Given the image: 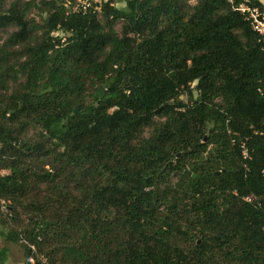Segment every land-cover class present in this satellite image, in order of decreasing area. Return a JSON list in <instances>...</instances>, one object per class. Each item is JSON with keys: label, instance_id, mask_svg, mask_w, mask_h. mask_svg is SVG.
Listing matches in <instances>:
<instances>
[{"label": "trees", "instance_id": "obj_1", "mask_svg": "<svg viewBox=\"0 0 264 264\" xmlns=\"http://www.w3.org/2000/svg\"><path fill=\"white\" fill-rule=\"evenodd\" d=\"M87 3L0 0L6 241L24 264H264V33L239 9L264 3Z\"/></svg>", "mask_w": 264, "mask_h": 264}, {"label": "rangeland", "instance_id": "obj_2", "mask_svg": "<svg viewBox=\"0 0 264 264\" xmlns=\"http://www.w3.org/2000/svg\"><path fill=\"white\" fill-rule=\"evenodd\" d=\"M88 0H78V2ZM90 1V0H89ZM94 1H100V0H94ZM113 4L117 7H123L125 5V0H112ZM190 3L196 2V0H188ZM262 3H264V0H261ZM264 17V12L262 13ZM115 28L117 31L120 30V22H117L115 24ZM10 28L4 31H0V41L7 35ZM101 91V89H100ZM183 99H185V96H182ZM7 232L6 226L0 227V248H3L6 251V259L4 264H24V262L27 260L25 259V256L23 254L22 248L20 247L19 243L6 241L4 234Z\"/></svg>", "mask_w": 264, "mask_h": 264}, {"label": "built area", "instance_id": "obj_3", "mask_svg": "<svg viewBox=\"0 0 264 264\" xmlns=\"http://www.w3.org/2000/svg\"><path fill=\"white\" fill-rule=\"evenodd\" d=\"M88 3L85 1L80 2V5L85 8V6ZM239 9L241 11H246L247 12V17L251 20V24L253 29H255L257 32L259 33H264V17L262 15V13H260L258 7L256 6H247V5H240ZM240 148H241V154L244 158L248 157V153L246 150V147L243 143L240 144ZM246 200H252L253 197L251 195L246 196L245 197ZM0 205L2 207L6 206V202L4 199H0ZM28 261L32 262V258L29 257L27 258Z\"/></svg>", "mask_w": 264, "mask_h": 264}, {"label": "water", "instance_id": "obj_4", "mask_svg": "<svg viewBox=\"0 0 264 264\" xmlns=\"http://www.w3.org/2000/svg\"><path fill=\"white\" fill-rule=\"evenodd\" d=\"M99 90V89H98ZM100 91V90H99ZM77 111V109H75V112Z\"/></svg>", "mask_w": 264, "mask_h": 264}]
</instances>
